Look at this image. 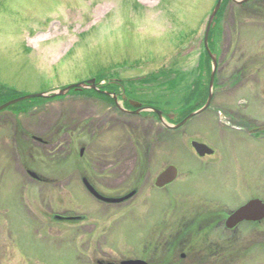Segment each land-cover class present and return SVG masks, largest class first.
Here are the masks:
<instances>
[{"label": "rangeland", "instance_id": "obj_1", "mask_svg": "<svg viewBox=\"0 0 264 264\" xmlns=\"http://www.w3.org/2000/svg\"><path fill=\"white\" fill-rule=\"evenodd\" d=\"M216 2L0 0V83L28 95L114 73L132 97L161 110L170 102L166 110L176 119L198 80ZM216 34L211 104L179 128L86 92L0 112V264H160L165 242L172 246L187 217L213 211L224 219L251 199L264 200V0L228 1ZM169 68L184 75L176 87L161 84L164 78L141 81ZM256 117L257 141L245 129ZM193 141L214 153L200 156ZM169 165L178 168L176 180L156 186ZM83 177L105 195L136 193L107 203ZM67 214L86 220L54 217ZM240 224L211 233L215 245L204 249L214 255L187 264H264V219ZM172 260L167 264H178Z\"/></svg>", "mask_w": 264, "mask_h": 264}, {"label": "water", "instance_id": "obj_2", "mask_svg": "<svg viewBox=\"0 0 264 264\" xmlns=\"http://www.w3.org/2000/svg\"><path fill=\"white\" fill-rule=\"evenodd\" d=\"M237 3H244V2H248L249 0H233ZM223 0H218L210 17L208 20V24H207V28H206V32H205V46L209 52V54L212 57L213 60V69H212V73H211V79H210V92H209V97L208 100L206 102V104L199 110L191 113L188 117H186L181 123L175 125V126H170L168 125L165 121L164 124L170 128H177L182 126L183 124H185L189 119H191L192 117L202 113L204 110H206L213 98V88H214V82H215V78H216V71H217V64H218V60L217 57L211 52L210 47H209V35H210V31L211 28L214 24L215 18L222 6ZM84 88H92V89H99L97 84H96V79L92 78L89 79L86 82H81V83H76V84H71L68 85L66 87H63L59 90L53 91V92H41V93H35V94H29V95H25L22 96L20 98H16L14 100H11L3 105L0 106V111L14 103L26 100V99H31V98H36V97H55V96H62L67 94L69 91H71L72 89H78V90H82ZM107 94L111 95V93L106 92ZM116 102H118V98L117 96L114 94L113 95ZM132 105L137 107V111L135 113H139L142 110H153L155 112H157L159 114V117L161 118V120H163V115L161 113L160 110L155 109V108H142L141 107V103L137 102V101H131ZM192 146L194 147V149L196 150V152L200 155V156H206V155H211L214 153V150L208 146L207 144L198 142V141H193L192 142ZM31 175L39 178L38 174H36L33 171H30ZM178 176V168L174 165H169L166 169H164L156 178L155 184L158 187H165L166 185L174 182L176 180ZM84 183L87 187V189L98 199L108 202V203H121L124 202L128 199H130L132 196L135 195L136 190L131 191L130 193L124 195V196H120V197H109V196H105L103 194H101L91 183L87 178H84ZM57 219L63 220V219H69V218H65L62 216H57ZM262 219H264V200L259 199V198H255V199H251L249 200L247 203H245L244 205H242L241 207H239L238 209H236L235 211L232 212V214L229 216V218L227 219V226L228 227H235L237 226L239 223L243 222V221H261ZM146 262L141 260V259H127L124 260L122 262V264H145Z\"/></svg>", "mask_w": 264, "mask_h": 264}, {"label": "trees", "instance_id": "obj_3", "mask_svg": "<svg viewBox=\"0 0 264 264\" xmlns=\"http://www.w3.org/2000/svg\"><path fill=\"white\" fill-rule=\"evenodd\" d=\"M228 1L230 0L223 1V5L220 11L218 12V15L215 19V24L213 25L211 32H210L209 46L213 52L216 46V35H217L216 32L219 26V21L221 19V16L223 15V11ZM250 2L246 3V5H249ZM198 68H199L198 80L194 83L195 86L193 87V89H190L188 91V94H187L188 96L186 95L187 97L185 98L183 106L177 109V113L175 114L177 118L173 120L174 122H180L188 114H190L191 112L203 106L208 98L209 82H210L211 71H212V59L208 51L205 49V46H204V52L201 55L200 64L198 65ZM172 75H175V76H172ZM114 76H115L114 73L111 74V76L105 75V74L96 75L97 83L100 85L102 90H107L110 92H117L119 84L118 82H116V80H114L116 79ZM159 78L161 79L164 78V82H162L161 84H167L169 87H176L180 83V81L184 79V75L182 73H178L177 69L175 68L174 69L169 68V69L161 70L159 71V73L150 74L148 77L143 78L141 81L145 82L144 84H147L149 82L158 80ZM102 81H105V83L103 84ZM76 92H86V93L101 97L102 99L108 101L109 103H114V100L111 96L101 91H97L93 89H84V90L73 89L70 91V93H76ZM3 95L8 96L9 97L8 100H9V99L16 98L22 94H20L18 90L15 89L14 87H10V86L0 83V97ZM52 99H55V98H35V99L26 100V101L17 103L13 106H10V108L17 110L18 112H25L31 109L33 106H35L38 103H42L44 101H49ZM126 105H129V104L126 103ZM170 106L171 105L169 102L163 109L164 112H167L166 109L167 108L169 109Z\"/></svg>", "mask_w": 264, "mask_h": 264}, {"label": "flooded vegetation", "instance_id": "obj_4", "mask_svg": "<svg viewBox=\"0 0 264 264\" xmlns=\"http://www.w3.org/2000/svg\"><path fill=\"white\" fill-rule=\"evenodd\" d=\"M118 98L119 100L123 101V103L125 101H129L124 99V96L120 91L118 93ZM127 110L131 112L128 114H134L133 112L136 110V108L127 107ZM261 124L262 123H260V120L257 117L252 120L248 119V121L246 122L245 129H247L246 132L251 139L257 141L263 138L262 135L263 132L261 131L262 129ZM37 141L41 145H46V144L49 145L48 141H46L44 138L37 137ZM28 172H30V170H28ZM39 178L41 179L43 177L40 176ZM208 212L209 213H207V216L204 217V219H199L194 215V217L192 216V218L187 217L188 219L185 222H182L180 225L176 227L178 231L174 236V241L170 243L172 246L170 245L168 246L167 241L165 242V257L160 264H167L168 259L169 260L173 259L172 260L173 263H178V264H187L188 262L191 261L192 263H194L197 261L198 256H201V254H203V256H208V257L214 255V254H209L207 249H204V245L206 243L210 249L211 246L215 245V241L214 239L212 240L210 234L224 225L225 228H229L227 226V218L230 216L231 212H229L224 219H219L216 216V212L213 211H208ZM65 218H69V219H65L66 222L74 223V224L86 220V217L84 215H78V214H67L65 215ZM169 225L170 224L166 225V227H164L162 232H167ZM236 230L237 229H234V231ZM203 234L205 236H203ZM200 239H202L203 243L201 244V247H198L199 246L198 243H200L199 242ZM162 246L163 244L161 245V247ZM157 248L158 246L156 247V249ZM135 259H141L146 262L145 264H152L151 259L148 260L144 258H135ZM97 262L100 264H122L123 260L107 261L103 259H97Z\"/></svg>", "mask_w": 264, "mask_h": 264}]
</instances>
